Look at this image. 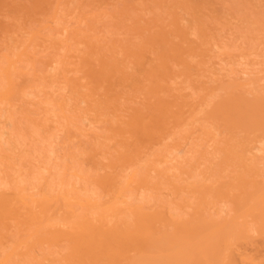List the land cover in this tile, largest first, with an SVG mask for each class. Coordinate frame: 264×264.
I'll use <instances>...</instances> for the list:
<instances>
[{"label": "rangeland", "instance_id": "rangeland-1", "mask_svg": "<svg viewBox=\"0 0 264 264\" xmlns=\"http://www.w3.org/2000/svg\"><path fill=\"white\" fill-rule=\"evenodd\" d=\"M62 29L67 30L62 32ZM184 37L191 40H188L189 47ZM190 47L194 53H187ZM13 53L11 59L20 57L18 63L13 64V70L16 71L10 70L13 75L9 78L14 76L13 97L11 104L0 105V109L6 108L5 115L0 118V127L5 126L7 141L6 144L0 143V194L2 192L9 196L6 199L12 196L19 198V195L24 194L28 199L31 196L40 200L33 204L29 202L27 213L37 212L34 224L29 221L23 223V219L31 218L27 219L26 215L23 218L25 208L22 209V205L25 204L20 199L19 203L11 199L17 205V209H14L16 212L12 211L16 213L14 219H10L12 214L0 213V259L11 249L22 246L21 251H18L20 248L17 250L19 255L13 253V259L11 257L9 261L11 264L68 263L65 262L71 251L68 240H46L45 237H51L52 232H40L39 238L44 234L41 239L45 240L37 239L35 234L31 235L35 232L32 229L44 227L47 230L49 222L57 230L59 224L67 225L79 215L97 220L102 214L98 209L102 205L97 204L100 197L104 201L107 198L112 200L109 197L112 194L114 197V193L132 176L136 181L133 179L131 186L138 188L130 189L131 186H128L129 189H125L119 200L122 203L114 205L119 210L120 206L124 209L128 204L134 206L138 203L146 209L151 206L153 210L149 208L150 211L162 213L164 220L158 224H164L165 228L162 225L153 228L157 230L162 227L163 233L160 231L158 235L172 233L175 219H222L231 213V217H238L237 223L247 219L235 213L233 190L236 189L233 186L242 175L239 171L247 172L250 168L253 174L259 175L254 178H260L261 183H264V130L260 126L261 130L256 129L260 120L255 123V119L261 118L260 124H264V115L242 109L235 113L231 111L228 118L223 105L228 97H243L253 102L255 95L257 98L264 96V0H0V90L7 85V76L2 72L9 60L5 55L11 56ZM49 66L54 69H49ZM208 68L217 75L210 74ZM241 84L244 86L237 90ZM216 105L220 106V110ZM222 110L226 116L222 115ZM236 113L247 116L245 119L241 115L245 120L243 123L248 122L246 126L239 121L240 117L237 118ZM248 116L252 119H248ZM254 116L257 118L254 119ZM7 117L10 124L4 125ZM229 119L235 120L227 121ZM144 124L148 130L143 128ZM153 130L155 134L152 133L151 141L147 134ZM160 135L161 138L158 137ZM257 142L262 144L256 145ZM252 145H261L259 148L262 150L257 153L254 150L253 154L249 150ZM175 147L183 148V152L174 155L172 150ZM239 148L242 151L247 149L252 160L247 156L248 153L246 157L241 156L245 150L242 152ZM168 151L173 152V155ZM246 161H249L248 166ZM101 175L107 179L111 177L108 179L110 183L99 181L103 179ZM97 176H101L99 180ZM220 182L233 187H230L232 197H226L230 201L219 196L218 192L222 189ZM140 183L143 186H139ZM112 184L116 185L117 192L112 190L115 188ZM212 185L216 189L221 185L219 191ZM211 186L215 191L211 190ZM59 190H62L61 197L75 194L87 198L88 194V199L92 198V202L97 203L90 205L85 198H79L82 201H79L80 204H83L80 205L74 201L77 197H71L73 204H77L73 205V210L71 206L68 208V202L61 199ZM66 190L68 194H64ZM108 191L111 192L110 195L107 193L109 196L106 195ZM13 192H19V195ZM58 195L61 199H57L58 203H50V200L49 203L45 202L46 198L52 196L56 200ZM49 204L53 205V211ZM86 207L87 212H84L82 208L85 210ZM131 208L127 207L126 210L129 212ZM47 209L53 214L44 216L48 214ZM118 210L110 209L114 211L113 214L106 211L105 217L111 219V224H124L121 222L127 223V217H133L131 211L128 214L121 210L125 215L122 216ZM196 211L200 212L198 216L193 214ZM30 215L28 213V217ZM247 217L246 223L244 221L247 225L243 221L239 225L235 222L237 226L233 227L234 232H242L239 233L241 237L236 235L246 239L242 240L243 244L246 242L244 246L247 244L246 248H251V252L245 248L250 254L247 257L257 256V261L264 264V242L262 246L259 245L260 240H264V225L260 222L258 228L260 219L257 221V217L253 216L251 220L252 215L251 218L249 215ZM224 220L227 221V218ZM126 223L124 225L128 228L133 222L130 225ZM28 229L29 232L26 231ZM255 235L261 237H258L259 244ZM29 241L33 246L24 254ZM237 244L240 245L239 242ZM131 252L130 255L135 254V251ZM156 254L159 255L158 252ZM102 259L99 258L96 264H110L106 258Z\"/></svg>", "mask_w": 264, "mask_h": 264}, {"label": "bare ground", "instance_id": "bare-ground-1", "mask_svg": "<svg viewBox=\"0 0 264 264\" xmlns=\"http://www.w3.org/2000/svg\"><path fill=\"white\" fill-rule=\"evenodd\" d=\"M50 21V20H49ZM74 23H75V20H74ZM77 23V22H76ZM180 23V22H179ZM66 27V26H65ZM62 28H64V27H62ZM67 30V29H66ZM66 30H63L62 29V32L63 31H65L66 32ZM36 33H38V31L37 32H35L33 35H36ZM190 34V33H189ZM183 38V37H182ZM185 38L186 37H184V41H185ZM31 39V38H30ZM186 40H187V38H186ZM188 40H190L189 38H188ZM188 40H187V46H188ZM183 40H182V42H184ZM191 41V40H190ZM193 41H195V40H193ZM186 42V41H185ZM190 43V42H189ZM21 45V44H20ZM189 46H190V44H189ZM188 46V47H189ZM192 47H190L189 48V50H187V53L189 52V51H193V53H194V50L193 49H191ZM182 50H184L185 51V49H183L182 48ZM10 53V52H9ZM21 53H22V51H21ZM20 53V54H21ZM189 53H191V52H189ZM19 54V55H20ZM241 54V53H240ZM242 54H244V53H242ZM246 55H248L247 53H245ZM24 55V54H23ZM194 55V54H193ZM195 55H197V54H195ZM14 56V53L11 55V56H7V55H5V57L7 58V59H9L8 61H7V59H6V61H7V65L2 69V72L3 73H5L6 74V76H7V78L5 77V74H4V77H5V81H6V79H7V83H5V84H7L6 85V87H4L3 88V90H0V105H1V103H6V105H7V103L9 104H11V100H12V98L11 97H13V90H12V87H13V85H12V78L14 77H10L9 78V76L10 75H13L12 73H11V71L10 70H13V66L16 64V63H18L17 61H19L18 59L20 58L18 55V57H16L17 58V60H16V58L14 59H11V57H13ZM22 56V55H21ZM239 56V55H238ZM242 57H243V55H242ZM221 59V58H220ZM248 59V58H247ZM219 60V59H218ZM222 60V59H221ZM242 60V59H241ZM246 61V60H245ZM248 61V60H247ZM246 61V62H247ZM49 62V61H48ZM6 63V62H5ZM15 63V64H14ZM217 63V62H216ZM238 63V62H237ZM240 63V62H239ZM14 64V65H13ZM50 64V63H49ZM212 64V63H211ZM227 64H229V63H227ZM242 64V63H241ZM249 65H250V63H248ZM251 64H253V63H251ZM51 65V64H50ZM240 65V64H239ZM243 65V64H242ZM12 67V68H11ZM207 67V66H206ZM53 68V67H52ZM51 68V66H49V69H52ZM214 68H215V66H214ZM54 69V68H53ZM220 69V68H219ZM208 70H209V68H208ZM207 69H206V71H208ZM214 70V69H213ZM217 70V69H216ZM14 71V70H13ZM16 71V70H15ZM14 71V72H15ZM205 71V73H207ZM241 71V70H240ZM209 72H210V74L211 73H213L212 75H217V74H214V72H212V71H210L209 70ZM208 72V73H209ZM216 72V71H215ZM219 72V71H218ZM207 73V74H208ZM244 73V72H243ZM245 73H247V72H245ZM244 73V74H245ZM9 74V75H8ZM219 75V74H218ZM208 76H211V75H207V77ZM64 78V77H63ZM67 78V77H66ZM205 78V77H204ZM69 79V78H68ZM209 79H210V77H209ZM213 79V78H212ZM66 80V79H65ZM70 80V79H69ZM68 80V81H69ZM211 80V79H210ZM67 81V80H66ZM70 82V81H69ZM78 83V82H77ZM77 83H75V84H77ZM73 84V83H72ZM239 84H240V82H239ZM83 85V84H82ZM83 86H85V83H84V85ZM241 86H244L243 84H241L240 86H237V90H238V88L239 87H241ZM61 89V88H60ZM243 89V88H242ZM262 92L264 93V91L262 90ZM235 93V92H234ZM237 93V92H236ZM235 93V94H236ZM262 93V94H263ZM234 94V95H235ZM261 93H259L258 95H260ZM261 94V95H262ZM240 96V95H239ZM232 97V96H231ZM234 97V96H233ZM232 97V99L231 98H227L228 100H224V108H223V110L225 111V113L227 114V116L229 115V113L232 111V112H238L239 110L241 111L242 109H244V111H250V112H254L255 114H256V112L257 113H259V115H260V113H261V116H263L264 114V96H261V98L259 99V98H257L256 97V95H255V98L256 99H252V101L253 102H251V100H249V102L248 101H246L245 100V98L243 99V97L242 98H237V99H235V98H233ZM248 97V96H247ZM85 99V98H84ZM255 100V101H254ZM81 102H83V100H80ZM85 101V100H84ZM225 101H227L226 103H225ZM166 103H168V101H166ZM219 102L217 101V104H218ZM223 103V102H222ZM216 106H219V105H216ZM214 108H216V107H214ZM220 108V106L217 108V109H219ZM217 109H215L216 110V112L215 113H217ZM246 109V110H245ZM166 110H167V105H166ZM220 110V109H219ZM218 110V111H219ZM222 110V111H223ZM234 110V111H233ZM236 110V111H235ZM162 111V110H161ZM214 111V110H213ZM224 111H223V114L222 113H219L220 115L222 114V115H225L224 114ZM263 111V112H262ZM185 111L183 110V113H184ZM231 112V113H232ZM5 113H6V108H1L0 109V118L1 117H3L4 115H5ZM247 113H249V112H247ZM174 114V113H173ZM239 114V113H238ZM237 113H236V115H238ZM245 114V113H244ZM250 114H252V113H250ZM220 115H218V116H220ZM241 115H243V114H240V116L238 115V117L237 118H239V121H242L241 123H243V120H244V118H245V116L246 115H243V119L241 118ZM120 116V115H119ZM226 116V115H225ZM121 117H123V116H121ZM247 117V116H246ZM249 117V116H248ZM119 118V117H118ZM228 118H229V116H228ZM227 117L225 118V119H228ZM251 117H249L248 119H250ZM254 119L255 118H257V117H253ZM259 118V117H258ZM236 119V118H235ZM235 119H229V120H227V121H233V120H235ZM242 119V120H241ZM246 119V118H245ZM252 119V118H251ZM120 120V119H119ZM256 120V122L255 123H257V120H260L259 121V123H257V128L256 127H254V129L256 128V129H259V130H261L260 129V127L262 128V130H264V124H260V122L262 123V121H261V118H259V119H255ZM255 120H253V121H255ZM262 120H263V118H262ZM236 122H238L239 124H240V122L239 121H237V119L235 120ZM245 121V120H244ZM235 122V123H236ZM252 123V122H251ZM254 123V124H255ZM6 124H10V120H8V117H7V122L6 123H4V125H6ZM143 124V123H142ZM147 124V123H146ZM146 124H144V125H142L143 126V128L144 129H146V130H148L147 129V125ZM237 124V123H236ZM244 124V123H243ZM246 124H248V122L246 123ZM246 124H244V126H246ZM241 125V124H240ZM260 126V127H259ZM4 127L5 126H1L0 127V143H2V144H6L7 143V141H6V139H5V134H6V130H4ZM249 127H251V126H249ZM158 129V128H157ZM157 129H156V132H157ZM247 129V128H246ZM160 131V130H159ZM155 134V131L153 130V132H151V133H148V134H150V135H152V136H149L148 134H147V136L148 137H150V139H151V137H153V134ZM264 133V132H263ZM167 135V134H166ZM164 136V135H163ZM158 137H160L161 138V135L160 136H158ZM190 137V136H189ZM264 137V136H263ZM155 138H156V136H155ZM155 138H154V140H155ZM159 138V139H160ZM188 138V137H187ZM153 139V138H152ZM152 139H151V141H152ZM158 139V138H157ZM156 139V140H157ZM260 139V138H259ZM121 141L123 140V139H120ZM119 140V141H120ZM264 140V139H263ZM262 140V141H263ZM150 141V142H151ZM259 142H260V140H258ZM261 141V142H262ZM184 142V141H183ZM254 142H256V141H254ZM253 142V143H254ZM259 142H257L256 143V145H259V144H262V143H259ZM154 143V142H153ZM185 144V143H184ZM256 145H252L251 146V149L249 148V147H247V148H249V150L253 153V151L254 150H256V152L255 153H257V152H260L262 149L261 148H259L260 146H256ZM174 146V145H173ZM209 146V145H208ZM243 148V147H242ZM241 148V149H242ZM245 148H246V146H245ZM240 149V148H239ZM240 149V150H241ZM261 149V150H260ZM183 150V148L181 149V148H173V150L172 151H174V153L172 152V151H170V152H172L174 155H175V153L178 155L179 154V152H183L182 151ZM230 150V149H229ZM245 149H243V151H244ZM247 150V149H246ZM246 150H245V152H246ZM52 151V150H51ZM242 151V150H241ZM239 152L238 151V153L239 154H241L242 152ZM243 152V154H241V156H243V157H246V154L248 153V152ZM168 153H169V151H168ZM172 153H169L170 155L172 154ZM251 153V154H252ZM168 154V155H169ZM172 154V155H173ZM249 155H247L249 158H251L250 159V161L252 160V157H250V156H252V155H250V153H248ZM254 154V153H253ZM165 155V154H164ZM235 157L237 156V155H234ZM255 156V155H254ZM166 157V156H165ZM174 156H172V158H173ZM247 157V158H248ZM256 157V156H255ZM254 157V158H255ZM168 158V157H167ZM170 158V157H169ZM171 158V159H172ZM249 158H248V160H249ZM253 158V160H255V161H257L256 159H254ZM256 158H258V156L256 157ZM159 159H157V161H158ZM170 160V159H169ZM173 160V159H172ZM172 160H170V161H172ZM242 160H244L245 161V159H242ZM247 160V159H246ZM160 161V160H159ZM166 161V160H165ZM164 161V162H165ZM233 161H234V159H233ZM232 161V162H233ZM254 161V162H255ZM163 162V163H164ZM247 162V161H246ZM245 162V164L248 166V162L246 163ZM160 163H162L161 161H160ZM160 163H158V164H160ZM166 163V162H165ZM235 163H236V161H235ZM251 163L252 162H250L249 164L251 165ZM197 164V163H196ZM255 164V163H254ZM253 164V165H254ZM241 165V164H240ZM252 165V166H253ZM158 166H160V165H158ZM245 166V165H244ZM254 166H256V165H254ZM241 167H243V166H241ZM154 168H157V166H154ZM254 169H255V167H253ZM102 169H103V167H102ZM233 169V168H232ZM245 170H247V169H245ZM251 172H250V171ZM247 172H249V173H247V172H244L243 170L241 171H239V173L240 172H242V175L238 178V182L237 183H235V185L233 186L234 187V189H236L237 190V192H236V190L234 191L233 190V192H234V201H235V203H236V208H234V209H236V212L235 213H239V215L238 216H240V218L241 217H243V216H245L247 219H248V217H247V215H249V217L251 218V215H252V218H251V220H253V216H256L257 217V221H258V218L260 219V221H258L259 223H258V228H260V222H262V224L261 225H264V183H261V179L260 178H257L258 180H256L255 178V176H257V177H259V175L257 174V173H255V174H253L252 173V170H251V168L249 169ZM256 170H257V168H256ZM99 171H101V168H100V170ZM104 172L106 171V170H103ZM259 171V170H258ZM107 172V171H106ZM105 172V173H106ZM229 172V171H228ZM260 172V171H259ZM235 173V172H234ZM243 173H245L247 176H245V174H243ZM79 174V173H78ZM77 173H76V175H78ZM99 174H102L101 172L99 173ZM104 174V173H103ZM108 174H110V172H108ZM108 174H106V176H108ZM231 174V173H230ZM230 174H229V176H230ZM257 174V175H256ZM75 175V174H74ZM111 175V174H110ZM226 174H224V176H225ZM234 175V174H233ZM232 175V176H233ZM244 175V176H243ZM103 177V179L102 178H100V177ZM99 178H100V180H99V178H98V176H97V178H98V180L99 181H103L104 180V183H108V179L109 178H111V177H109L108 179L105 177V175H101ZM115 176V175H114ZM223 176V177H224ZM229 176H226V177H229ZM75 177H77V176H75ZM115 177H117V176H115ZM219 177H221V176H219ZM222 177V179H225V178H223ZM255 177V178H254ZM80 178H82V177H80ZM79 179V178H78ZM106 179V180H105ZM115 179V178H114ZM134 178H133V176L132 177H130L128 180H127V182L125 183V185L123 186V187H121L120 189L119 188H117V189H119V191L118 190H116V185H114V184H112V185H114L115 186V188L113 189L112 188V190L114 191H118L117 193H114V197H113V194L111 195V197H109V198H113L112 200L111 199H108L107 198V200L105 199V201H104V198L101 200V197H100V201H98V203L97 204H99V206H101L102 205V211L100 210L101 208H98L99 209V212H101L102 214H103V216H102V214H100V216H98L99 218L97 219L96 217V219L97 220H95V219H91V218H88V217H85V216H82L81 215V217H79V216H77L78 218H76L75 220H73V221H71V222H68V224L67 225H65V224H63L62 223V225H60L59 224V226H60V228H59V226H58V223L56 224L58 227H57V230H55V228H53V224L51 225L49 222L47 223V225H46V228H47V230H45L44 229V227H41V228H34V229H32V231H35V232H32L31 233V235H34L35 234V236L34 237H36L37 239H41V238H43V235H42V237L41 238H39L40 236H41V234H39L40 232H42V233H53L52 234V236H51V234H47V235H50L51 237H49L48 238V236H47V238L45 237V239L46 240H49L50 238H52V241H51V239H50V242H54L55 240H64V242L66 241V240H68L69 242H70V249H71V251H70V255L68 254L66 257H69V259L68 260H65V262H68V263H70L69 261H71V263L70 264H81V263H83L84 262V260H85V262L83 263V264H85L88 260L90 261H88L90 264L91 263H93L94 262V264H96L97 262V260L100 258V259H102V260H104V258H106L109 262H110V264H262V262H259V261H257V256H255V257H247V256H249L250 254H247V250L248 251H250L251 250V248L250 249H248V248H246V245L244 246V244L246 243H244L243 244V242H242V238H238V236L237 235H239V237H241L240 236V234L239 233H242V232H239V230H237L238 231V233L237 232H234V226H237L236 224H235V222L237 223V220H238V217L236 216H234V217H231L230 215L232 214H227L228 215V217L230 218H228V217H226L225 215V217L223 218L222 217V219H207V218H205V219H200V218H195V220L196 221H191V220H189L188 219V221L186 220L185 221V219H184V221H183V219H182V221H181V219H179V217L181 216V214H180V216L177 218V219H179V220H174V223L173 222H171V223H173V226H172V224H171V226H172V229L175 227V230L174 231H171L172 233H169V232H167V233H169V235H166V234H160V235H158L159 233H160V231L161 230H163V229H161L162 227H160V228H158V229H160V230H156V233H155V230H153V228H155L156 227V225L157 226H161L162 224H158V223H160V221L161 220H164V215L162 216L161 214L162 213H158L157 212V210L155 211H150V209L151 210H153V208H150L151 206H149V208L148 209H146L143 205L141 206V205H138V203L137 202H135V203H137V205H132V206H130L129 204L127 205V207L129 208H131V209H129V212L126 210V208L124 207V209H121V206H120V209L118 210V208H116L115 207V205H116V203H118V202H120V203H122L121 201H119L120 199H121V197L123 196V194H124V191H125V189L126 188H128L129 189V187L134 183L133 181L135 180H133ZM222 179H220V180H222ZM125 180V179H124ZM218 180H219V178H218ZM101 181V182H102ZM106 181V182H105ZM111 181V180H110ZM110 181H109V183H110ZM120 180H118V182H119ZM126 181V180H125ZM136 181V180H135ZM214 182H215V180H213ZM225 181H226V179H225ZM237 181V180H236ZM144 182V181H143ZM142 182V183H143ZM214 182L212 183V181H211V183L214 185ZM103 183V184H104ZM108 183V184H109ZM216 183V182H215ZM221 183V182H220ZM227 184H228V181L226 182ZM231 183L232 182H230V185H231ZM218 184H219V182H218ZM222 184V186H221V190L219 191L218 189L220 188V186L216 189V187L215 186H213V187H215V189L217 190V191H219L218 192V194H219V196L221 197H225V198H223V200L224 199H226V197H230L231 196V191H230V189L231 188H233V187H231V186H227V184H225V183H221ZM223 184H225V185H223ZM237 184V185H236ZM74 185V184H73ZM105 185V184H104ZM118 185V184H117ZM121 185V184H120ZM122 185H123V183H122ZM139 186L140 185H142L143 186V184H138ZM187 185V184H186ZM189 185V184H188ZM207 185V184H206ZM211 185V184H210ZM209 185V186H210ZM216 185V184H215ZM113 186V187H114ZM129 186V187H128ZM141 186V187H142ZM205 185H203V187H204ZM212 186H211V190H213L214 188H212ZM224 186H227L226 188L224 187ZM235 186H236V188H235ZM73 188H76V187H74V186H72ZM118 187V186H117ZM137 186H134L133 188H136ZM231 187V188H230ZM132 188V186L130 187V189ZM132 188V189H133ZM138 188V187H137ZM205 188H207L206 186H205ZM204 188V189H205ZM70 189V188H69ZM127 189V190H128ZM200 189V188H199ZM215 189H214V191H215ZM76 190H77V188H76ZM76 190H74L73 189V191H76ZM207 190V189H206ZM232 190V189H231ZM58 191V190H57ZM71 192H72V189L70 190ZM78 191H79V189H78ZM109 191H111L110 189H109ZM106 192V195H108L107 193H109V195H110V193L111 192ZM113 191H112V193H113ZM114 191V192H115ZM129 191V190H128ZM61 192H62V190H61ZM60 192V190H59V192L58 193H61ZM127 192V191H126ZM13 193H16V192H13ZM18 193V194H17ZM16 194L17 195H19V192H17ZM22 192H20V194H21ZM68 194V192H67V190L64 192V194ZM217 193V192H216ZM215 193V194H216ZM1 194L3 195V193L1 192ZM1 194H0V209H1V211H0V213L2 214L3 212H4V214L3 215H5V212L7 213V214H12V217L10 218L9 217V215H8V217L10 218V219H14L15 218V215L14 214H16V213H14L13 214V212L12 211H14V209H17L16 208V206L12 203V202H14L15 200H17V203H19L18 201H20V202H22V203H24L25 205V207L22 205V209L23 208H25V212L23 211V213L24 214H22L23 215V218H25L24 217V215H26L27 217V219L28 218H31L30 220H22L23 221V223H25V221L27 222V221H29V222H31L30 224H34L35 223V220L34 219H36V214H37V212L36 211H29L28 213H29V215L31 214L32 215V217H31V215L28 217V213H27V210L29 209L28 208V206H29V202H32V204L33 203H35V202H38V200H40V199H36V198H32L31 196L29 197V199H30V201H29V199L28 198H26L25 196H24V194L23 195H19V198L17 199V198H12L11 196V199L13 200L14 199V201H11V199H6V197H8L9 198V196H5V195H3V196H1ZM5 194V193H4ZM31 194V193H30ZM34 194H35V192H34ZM38 194V193H37ZM51 194V193H50ZM92 194V193H91ZM90 194V195H91ZM32 195V194H31ZM41 195V194H40ZM43 195V194H42ZM49 195V194H48ZM48 195H46V196H48ZM70 195V198H67V196H69ZM69 195H67V196H63V197H61L62 196V193H61V195H60V197H61V199L63 198L64 200H65V203H67L68 202V204H69V206H68V204H63V205H67L68 206V208H70V206H71V208L72 207H74L75 205H77V204H80V202L79 201H81V200H84V198H81V196H78L77 197V195H71V194H69ZM108 195V196H109ZM21 196V197H20ZM24 196V197H23ZM29 196V195H28ZM27 196V197H28ZM34 196V195H33ZM39 196V195H38ZM45 196V195H44ZM56 196V195H55ZM82 196H84V194L82 195ZM105 196V195H104ZM103 196V197H104ZM107 196V197H108ZM217 196V195H216ZM36 197V196H35ZM54 196H52V198H53ZM57 197H59V195L57 196ZM60 197L59 198H56V200H55V197L52 199V198H46L45 199V202H47L48 201V203H49V200H50V203H52L51 201H53V202H57L58 203V200L57 199H60ZM74 199L75 197H77V199L75 198L74 199V201H77L76 203H75V205L73 204V200H72V198ZM92 197V196H91ZM127 197V196H126ZM129 197V196H128ZM127 197V198H128ZM215 197V196H214ZM219 197V198H220ZM221 197V198H222ZM232 197V196H231ZM230 197V198H231ZM43 198H45V197H43ZM81 200H80V199ZM95 198V197H94ZM20 199V200H19ZM25 199V200H24ZM52 199V200H51ZM60 199V200H61ZM88 199V194H87V198H85V200H86V202L87 201H89L88 203L90 204V205H92L91 203H95V202H92V198H90L91 200H87ZM129 199V198H128ZM204 199V198H203ZM228 199V198H227ZM225 200V201H228V200ZM232 199V200H233ZM26 200H27V202H26ZM96 200V199H95ZM133 200V199H132ZM199 200V199H198ZM202 200V199H201ZM206 200V199H205ZM221 200V199H220ZM231 200V201H232ZM25 201V202H24ZM102 201V202H101ZM208 201V200H207ZM230 201V200H229ZM61 202H64V201H61ZM79 202V203H78ZM82 202V201H81ZM85 202V201H84ZM99 202H101V203H99ZM124 202V201H123ZM233 202V201H232ZM16 203V204H17ZM21 203V204H22ZM111 203V204H110ZM127 203V202H126ZM142 203H143V201H142ZM206 203V202H205ZM47 204V203H46ZM96 204V207L98 206ZM101 204V205H100ZM105 204V206H103ZM110 204V205H109ZM115 204V205H114ZM141 204V203H140ZM199 204V203H198ZM208 204V203H207ZM206 204V205H207ZM14 205V206H13ZM20 205V204H19ZM19 205H18V207H19ZM26 205H27V208H26ZM39 205V204H38ZM48 205V204H47ZM46 205V206H47ZM74 205V206H73ZM80 205H83V204H80ZM86 205V204H85ZM95 205V204H94ZM118 206H119V203L117 204ZM124 205V204H123ZM146 205V204H145ZM200 205H201V203H200ZM235 205V204H234ZM13 206V207H12ZM32 206H34V205H32ZM42 206V208H44L43 207V204L41 205ZM49 206H50V204H49ZM53 206V205H52ZM52 206H50V207H52ZM64 206V207H65ZM98 206V207H99ZM113 206L115 207L114 209H112L113 208ZM125 206V205H124ZM183 206V205H182ZM182 206H181V208H182ZM185 206H187V205H185ZM194 206V205H193ZM204 206H205V204H204ZM15 207V208H14ZM49 207V208H50ZM84 207V206H83ZM90 208L92 207V206H89ZM200 207V206H199ZM19 208H21V205H20V207ZM38 208H39V206H38ZM47 208V207H46ZM67 208V207H66ZM85 208V207H84ZM84 208H82L83 209V211L85 212L86 210H87V207H86V209L84 210ZM93 208H94V206H93ZM161 208V207H160ZM196 208H198V207H196ZM32 209V208H31ZM52 209V211H53V207L52 208H50V210ZM54 209H56V208H54ZM58 209L59 210H61L60 208H59V206H58ZM73 209V208H72ZM78 209V208H77ZM82 209H79V211L81 210L82 211ZM110 209H111V211L112 210H114V211H117L118 210V212H120L121 210H124V211H127L128 212V214L130 213V211H131V215L133 216L131 219H132V221L131 222H133V223H131L129 220H131V219H128V217H127V215H126V219H127V223L126 222H121V223H126L127 225H130V223L132 224V226L131 227H129L128 226V228H126L127 226L126 225H124V224H111V219L110 220H108V219H106V218H108V217H105V216H107V214H106V211H108V213H109V211H110ZM116 209V210H115ZM194 209V208H193ZM200 209V208H199ZM207 209V208H206ZM42 210V209H41ZM58 210V211H59ZM74 210V209H73ZM149 210V211H148ZM161 210H163L162 208H161ZM195 210V209H194ZM197 210V209H196ZM238 210V211H237ZM47 212H48V209L46 210ZM67 211H69V210H67ZM80 211V212H81ZM103 211H105V212H103ZM110 211V212H111ZM114 211L113 212H111L112 214L114 213ZM199 211H201V209L199 210ZM199 211H196V213H194L193 212V214H199L200 212ZM233 210H231V212H232ZM14 212H16V211H14ZM46 212V213H47ZM87 212V211H86ZM126 212V213H127ZM163 212V211H162ZM204 212V211H203ZM27 213V214H26ZM49 213L50 214H53V212H48V214H44V216L46 215V216H48L49 215ZM57 213V212H56ZM55 213V214H56ZM68 213V212H67ZM76 213H77V211H76ZM94 213H96V211L94 212ZM110 213V214H111ZM120 213H122L123 215L122 216H125L124 215V212H120ZM168 213H170V212H168ZM192 213V212H191ZM191 213H188V214H191ZM207 213V212H206ZM74 214V213H73ZM83 214H85V215H87V213H83ZM93 214V213H92ZM91 214V215H92ZM116 214H118V213H115L114 215H116ZM173 214V213H172ZM20 215V214H19ZM21 215V216H22ZM65 215V214H64ZM71 215H72V213H71ZM89 215V217L91 216L90 214H88ZM109 215V214H108ZM171 215V214H170ZM175 215V214H174ZM213 215V214H212ZM233 215H235V214H233ZM7 216V215H6ZM21 216H18V217H21ZM74 216V215H73ZM93 216V215H92ZM91 216V217H92ZM122 216H119V217H122ZM187 216V215H186ZM198 216V215H197ZM204 216V215H203ZM7 217V218H8ZM59 217V216H58ZM94 217V216H93ZM110 217V216H109ZM114 217V216H113ZM130 217V216H129ZM163 217V218H162ZM176 217V216H175ZM193 217V216H192ZM206 217V216H205ZM211 217V216H210ZM33 218V219H32ZM60 218V217H59ZM63 218H64V216H63ZM111 218V217H110ZM174 218V217H173ZM183 218V217H182ZM186 218V217H185ZM204 218V217H203ZM227 218V221L226 220H224V219H226ZM236 218H237V220H236ZM18 219V218H17ZM57 219V218H56ZM125 219V218H124ZM123 218H122V220H124ZM126 219H125V221H126ZM172 219V218H171ZM170 219V220H171ZM191 219H193V218H191ZM243 219V218H242ZM241 219V220H242ZM246 219V220H247ZM113 220V219H112ZM115 220H116V217H115ZM121 220V219H120ZM173 220V219H172ZM240 220V219H239ZM246 220L245 219H243L242 221H243V223H244V221H245V223H246ZM47 221V220H46ZM45 221V222H46ZM57 221L59 222L60 221V219H57ZM242 221H239L237 224L239 225L240 223H242ZM34 222V223H33ZM41 222H42V220H41ZM56 221L54 220V223H55ZM62 222V221H61ZM110 222V223H109ZM51 223H53V222H51ZM67 223V222H66ZM156 223V224H155ZM162 223H164V222H162ZM242 223V224H243ZM244 223V224H245ZM256 223V222H255ZM30 224L28 225L29 226V228H31L30 227ZM49 224L51 225V226H49ZM228 224V225H227ZM251 225H252V223H250ZM36 225V224H35ZM64 225V226H63ZM122 225V226H121ZM155 225V226H154ZM164 225V224H163ZM162 225V226H163ZM245 225H247V224H245ZM253 225H254V223H253ZM44 226V225H43ZM48 226V227H47ZM165 226V225H164ZM163 226V227H164ZM228 228H227V227ZM54 227H55V225H54ZM61 227H65V228H61ZM167 227H168V225H167ZM234 227V228H233ZM240 227H242L241 225H240ZM255 227V226H254ZM52 228H53V230H52ZM165 228V227H164ZM244 229L246 228L245 226L243 227ZM257 228V229H258ZM262 228H264V227H262ZM171 229V230H172ZM237 229H239V227L237 228ZM256 229V228H255ZM255 229H254V231H255ZM29 230L30 229H28V230H26L27 232H29ZM165 230H167V229H165ZM252 230V229H251ZM263 230V229H262ZM159 231V232H158ZM235 231H236V229H235ZM243 231V230H242ZM248 231V230H247ZM257 231H260V229H258ZM256 231V232H257ZM264 231V230H263ZM25 232V231H24ZM158 232V233H157ZM255 232V233H256ZM261 232V231H260ZM259 232V233H260ZM22 233V232H21ZM161 233H163L162 231H161ZM236 233H237V235H236ZM262 233V232H261ZM260 233V234H261ZM39 234V235H38ZM245 234V233H244ZM257 234H258V232H257ZM263 234V233H262ZM21 235V234H20ZM26 235V234H25ZM30 235V236H31ZM235 235V236H234ZM242 235V234H241ZM232 236H234L233 237V240H231L232 239ZM262 236V235H261ZM21 237V236H20ZM24 237V236H23ZM26 237V236H25ZM33 237V236H32ZM255 237H256V235H255ZM258 235H257V237H256V239L258 240ZM238 238V240H236V239ZM243 238H244V236H243ZM247 238V237H246ZM254 238V237H253ZM260 239H261V237H259ZM263 238V237H262ZM26 239H27V237H26ZM29 240H30V238H28ZM27 239V240H28ZM45 239H41V240H45ZM241 239V240H240ZM255 239V238H254ZM264 239V238H263ZM23 240V239H22ZM24 240H25V238H24ZM39 241V242H43V241ZM54 240V241H53ZM234 240L236 241V243L234 242ZM246 240V239H245ZM245 240H243V241H245ZM19 241H20V239H19ZM18 241V244L20 243ZM32 241V240H31ZM248 241V240H247ZM261 242V244H259V240L257 241V243L259 244V245H261L262 246V241L264 242V240H260ZM23 242V241H22ZM25 242V241H24ZM28 242V241H27ZM47 242V241H46ZM49 242V241H48ZM58 242H60V241H58ZM67 242V241H66ZM240 243V245L239 244H237V243ZM242 242V243H241ZM29 243H31V245H29ZM29 243L26 245L25 244V246H27L28 248H26L25 250L26 251H24V254H27L28 252H27V250L28 249H30V248H32V242H30L29 241ZM37 243V242H36ZM234 243H235V246H237L238 248H241L240 250H238L237 248H235V246H234ZM250 243V242H249ZM256 243V242H255ZM15 244H17V243H15ZM22 244H24V243H22ZM21 244V245H22ZM233 245V246H231L230 247V245ZM237 244V245H236ZM20 245V246H21ZM242 245H243V247H244V249H243V247H242ZM18 246V245H17ZM24 245H23V247H25ZM232 247L234 248V249H237V250H234V249H232ZM249 247V246H248ZM18 248H20V250H18ZM247 250H246V249ZM21 249H23L22 248V246L21 247H16V248H14V250L13 249H11L10 251L11 252H9V253H7V254H5L1 259H0V264H11L9 261L11 260V259H13V257H12V255H13V253L15 254L16 252V256L17 255H19L18 254V251H21ZM152 249H155L157 252H158V254L159 255H157L156 253H155V251H153ZM18 250V251H17ZM135 251V254L134 255H130V252L131 251ZM244 250H245V252H244ZM152 251L155 253V255H154V253L152 254ZM236 253H235V252ZM258 251V250H257ZM251 252V251H250ZM249 252V253H250ZM256 252V251H255ZM5 253V252H4ZM3 253V254H4ZM132 253V252H131ZM150 253H151V255H150ZM262 253V252H261ZM23 254V253H22ZM2 255V254H1ZM154 255V256H153ZM253 255V254H252ZM256 255V254H255ZM71 256V257H70ZM151 256H153V259H152V257ZM156 256V257H155ZM158 256V257H157ZM12 257V258H11ZM65 257V258H66ZM11 258V259H10ZM35 258V257H34ZM64 258V259H65ZM75 258V259H74ZM156 258V259H155ZM62 259V258H61ZM63 259V260H64ZM63 260H60V261H63ZM76 262H75V261ZM87 260V261H86ZM259 260V259H258ZM54 261V260H53ZM99 261V260H98ZM101 261V260H100ZM106 261V260H105ZM87 262V264H89ZM62 263V262H61ZM68 263H65V264H68ZM102 263V262H101ZM101 263H99V264H101ZM62 264H64V261H63V263Z\"/></svg>", "mask_w": 264, "mask_h": 264}]
</instances>
